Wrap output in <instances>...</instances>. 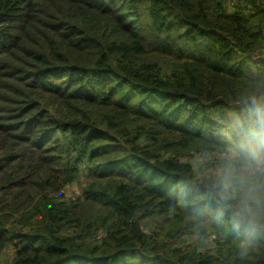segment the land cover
Instances as JSON below:
<instances>
[{
	"label": "trees",
	"instance_id": "16d2710c",
	"mask_svg": "<svg viewBox=\"0 0 264 264\" xmlns=\"http://www.w3.org/2000/svg\"><path fill=\"white\" fill-rule=\"evenodd\" d=\"M253 93L264 0H0V264H264L179 196Z\"/></svg>",
	"mask_w": 264,
	"mask_h": 264
},
{
	"label": "clouds",
	"instance_id": "9594fccd",
	"mask_svg": "<svg viewBox=\"0 0 264 264\" xmlns=\"http://www.w3.org/2000/svg\"><path fill=\"white\" fill-rule=\"evenodd\" d=\"M217 135L211 181L203 191H181L180 201L194 205L195 219L224 224L234 233L243 259L264 238V94L242 96Z\"/></svg>",
	"mask_w": 264,
	"mask_h": 264
},
{
	"label": "rangeland",
	"instance_id": "374dc122",
	"mask_svg": "<svg viewBox=\"0 0 264 264\" xmlns=\"http://www.w3.org/2000/svg\"><path fill=\"white\" fill-rule=\"evenodd\" d=\"M232 5H234V4H232ZM82 182H83L82 185L81 184H74L73 186H70L67 190L68 194H79L82 187H83L85 180L83 179ZM4 259H7V257H4Z\"/></svg>",
	"mask_w": 264,
	"mask_h": 264
}]
</instances>
